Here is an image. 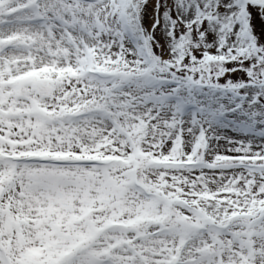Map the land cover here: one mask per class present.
Wrapping results in <instances>:
<instances>
[{"label": "snow or ice", "instance_id": "obj_1", "mask_svg": "<svg viewBox=\"0 0 264 264\" xmlns=\"http://www.w3.org/2000/svg\"><path fill=\"white\" fill-rule=\"evenodd\" d=\"M0 264H264V0H0Z\"/></svg>", "mask_w": 264, "mask_h": 264}]
</instances>
